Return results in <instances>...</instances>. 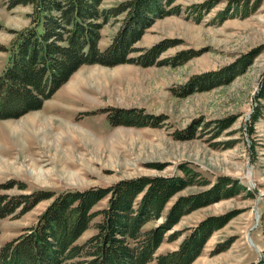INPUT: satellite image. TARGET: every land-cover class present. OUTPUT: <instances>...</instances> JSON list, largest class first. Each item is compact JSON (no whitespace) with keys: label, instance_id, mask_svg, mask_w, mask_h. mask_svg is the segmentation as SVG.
<instances>
[{"label":"rangeland","instance_id":"1","mask_svg":"<svg viewBox=\"0 0 264 264\" xmlns=\"http://www.w3.org/2000/svg\"><path fill=\"white\" fill-rule=\"evenodd\" d=\"M127 1L103 0L100 10ZM175 7L178 14L147 15L152 24L131 47L129 58L136 59L168 42L171 47L154 65H85L41 110L0 120V195L59 194L140 177H185V166L199 176L195 182L209 184L178 193L148 229L162 224L179 198L213 193L222 180L231 183L224 190L239 186L242 191L230 197L220 191L214 203L183 216L148 264L180 250L203 221L225 217L228 221L190 264H264V116L251 123L256 108L264 107L257 97L264 77V0H177ZM33 13L27 0H0V46L11 48L18 33L33 25ZM126 17L103 25L100 50L112 44ZM182 53L189 59L178 63ZM9 56L0 52V76ZM122 110L145 117L146 125H113L110 115ZM229 120L221 131L220 123ZM44 126L47 133L38 135L35 130ZM29 163L48 173L47 180L33 177ZM52 200L24 215L20 208L0 218V247L35 226ZM107 204L106 199L94 211ZM98 221L79 243L96 233Z\"/></svg>","mask_w":264,"mask_h":264},{"label":"trees","instance_id":"2","mask_svg":"<svg viewBox=\"0 0 264 264\" xmlns=\"http://www.w3.org/2000/svg\"><path fill=\"white\" fill-rule=\"evenodd\" d=\"M176 1L130 0L102 11L103 0H27L34 7L33 25L18 33L11 48L0 46V52L10 54L0 76V120L18 119L41 110L44 101L85 65L115 67L130 62L147 67L154 65L159 55L171 47L168 42L155 45L136 59L129 58L131 47L152 24L146 16L178 14L177 7L171 8ZM164 5L168 11L163 10ZM123 14H127L126 26L108 48L100 50L103 25L110 18ZM223 15H220L223 21L228 19ZM187 59L189 56L182 53L176 60L183 63ZM257 97L264 99V77ZM256 109L252 124L264 116L262 105ZM144 119L123 110L110 115L115 126H143L146 125ZM231 123V120L221 122V131ZM181 169L185 177H140L108 188L69 190L59 194L34 191L13 198L0 195V218L9 217L20 208V214L24 215L39 203L53 199L35 226L0 247V264H148L165 240V234L183 216L214 203L220 191V195L226 197L242 191L239 186L224 190V185L231 183L222 180L213 193L179 198L164 222L148 229L150 223L162 218L167 204L178 193L190 186L209 184L207 180L195 182L199 177L196 173L185 166ZM106 199L107 207L95 212V207ZM96 218H99L94 225L96 233L79 243ZM227 221L226 217L203 221L180 250L159 256L156 264H190L211 234ZM177 235L171 239L176 240Z\"/></svg>","mask_w":264,"mask_h":264},{"label":"bare ground","instance_id":"3","mask_svg":"<svg viewBox=\"0 0 264 264\" xmlns=\"http://www.w3.org/2000/svg\"><path fill=\"white\" fill-rule=\"evenodd\" d=\"M38 129V130H37ZM35 131H38L37 132V134L39 135L41 132L42 133H47V128H46V126H44V127H42V128H37ZM44 130H45V132H44ZM77 131V130H76ZM43 137V136H42ZM8 165H10V166H12V164H8ZM29 165H30V168H28L29 169V171H30V174L33 176V177H35L36 179H38V181H46L47 179V177H48V173H46V172H42V170L41 169H39L36 165H34V164H30L29 163ZM28 165V166H29Z\"/></svg>","mask_w":264,"mask_h":264}]
</instances>
